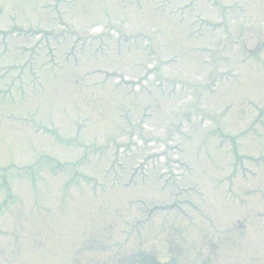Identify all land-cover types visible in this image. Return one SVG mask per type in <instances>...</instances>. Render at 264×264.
I'll return each mask as SVG.
<instances>
[{
  "label": "rangeland",
  "instance_id": "374dc122",
  "mask_svg": "<svg viewBox=\"0 0 264 264\" xmlns=\"http://www.w3.org/2000/svg\"><path fill=\"white\" fill-rule=\"evenodd\" d=\"M0 264H264V0H0Z\"/></svg>",
  "mask_w": 264,
  "mask_h": 264
}]
</instances>
